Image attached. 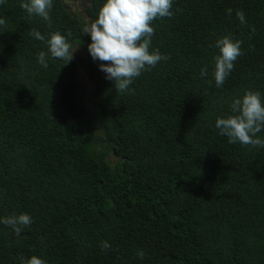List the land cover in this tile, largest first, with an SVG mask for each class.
Instances as JSON below:
<instances>
[{"label": "trees", "instance_id": "16d2710c", "mask_svg": "<svg viewBox=\"0 0 264 264\" xmlns=\"http://www.w3.org/2000/svg\"><path fill=\"white\" fill-rule=\"evenodd\" d=\"M22 2L0 5V219L32 223L19 236L0 223V264H264V148L215 127L245 91L264 102V0H173L149 49L170 59L122 93L81 31L106 0H53L51 27ZM56 31L78 44L66 65L48 52ZM225 35L243 41L242 55L217 88Z\"/></svg>", "mask_w": 264, "mask_h": 264}, {"label": "clouds", "instance_id": "9594fccd", "mask_svg": "<svg viewBox=\"0 0 264 264\" xmlns=\"http://www.w3.org/2000/svg\"><path fill=\"white\" fill-rule=\"evenodd\" d=\"M6 0H0V5ZM20 7L29 17H40L51 27L50 11L53 0H27ZM173 0H106L92 22L85 24L82 35H89L91 43L88 52L93 61H100L99 70L105 73V78L114 82L117 92H125L142 72L150 71L160 61L170 59L160 54L159 50L150 52L151 40L155 34L152 22L162 18H172ZM232 9H227L231 16ZM236 16L242 25L246 24L245 13L237 10ZM6 20L0 19V26H6ZM255 32V29H252ZM35 39L45 42V36L36 29L30 30ZM67 36H71L69 32ZM48 52L53 59L65 61V65L74 59L77 45L73 46L59 31L50 33L46 40ZM243 41L225 35L216 40L214 47L219 54L214 56L213 77L217 88L221 87L231 71L234 62L242 55ZM38 63L47 68L46 53L39 52ZM107 62V63H104ZM207 69H201V76H207ZM211 84V81H209ZM231 111L235 115L227 118H217L215 127L221 136L228 138V143H240L244 146L264 148V139L257 136L264 131V102L259 91L247 90L241 98L234 99ZM0 223L11 227L19 236L23 229L32 223L27 214L12 215L0 219ZM108 242L101 243V249L107 250ZM140 259L144 252L137 253ZM21 264H46V261L32 256L29 259L21 257Z\"/></svg>", "mask_w": 264, "mask_h": 264}, {"label": "flooded vegetation", "instance_id": "af4514ba", "mask_svg": "<svg viewBox=\"0 0 264 264\" xmlns=\"http://www.w3.org/2000/svg\"><path fill=\"white\" fill-rule=\"evenodd\" d=\"M65 2L70 4L69 6L72 8H75L77 4L80 5L79 2H81V5L86 8L91 3V0H65Z\"/></svg>", "mask_w": 264, "mask_h": 264}, {"label": "rangeland", "instance_id": "374dc122", "mask_svg": "<svg viewBox=\"0 0 264 264\" xmlns=\"http://www.w3.org/2000/svg\"><path fill=\"white\" fill-rule=\"evenodd\" d=\"M69 2V1H68Z\"/></svg>", "mask_w": 264, "mask_h": 264}]
</instances>
